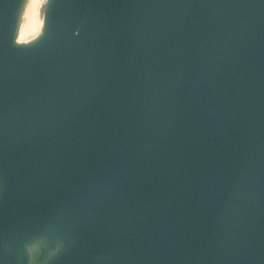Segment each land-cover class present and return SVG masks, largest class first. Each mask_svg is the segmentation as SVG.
<instances>
[{
    "label": "water",
    "instance_id": "water-1",
    "mask_svg": "<svg viewBox=\"0 0 264 264\" xmlns=\"http://www.w3.org/2000/svg\"><path fill=\"white\" fill-rule=\"evenodd\" d=\"M24 1L0 0V264H264V0H48L18 44Z\"/></svg>",
    "mask_w": 264,
    "mask_h": 264
},
{
    "label": "bare ground",
    "instance_id": "bare-ground-1",
    "mask_svg": "<svg viewBox=\"0 0 264 264\" xmlns=\"http://www.w3.org/2000/svg\"><path fill=\"white\" fill-rule=\"evenodd\" d=\"M48 0H25L20 14L15 41L29 44L38 39L44 24V12ZM33 256V249H29Z\"/></svg>",
    "mask_w": 264,
    "mask_h": 264
}]
</instances>
